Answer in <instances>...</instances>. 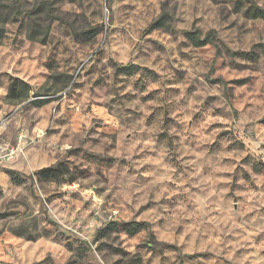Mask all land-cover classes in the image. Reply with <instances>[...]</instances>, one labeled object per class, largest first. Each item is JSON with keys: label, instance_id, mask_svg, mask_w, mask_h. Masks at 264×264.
<instances>
[{"label": "rangeland", "instance_id": "1", "mask_svg": "<svg viewBox=\"0 0 264 264\" xmlns=\"http://www.w3.org/2000/svg\"><path fill=\"white\" fill-rule=\"evenodd\" d=\"M251 6L0 0V264H264ZM14 77L26 97H7Z\"/></svg>", "mask_w": 264, "mask_h": 264}, {"label": "trees", "instance_id": "2", "mask_svg": "<svg viewBox=\"0 0 264 264\" xmlns=\"http://www.w3.org/2000/svg\"><path fill=\"white\" fill-rule=\"evenodd\" d=\"M251 17L253 18H260L264 19V10L256 7H249L246 11ZM165 15H161L157 19H155L150 25L149 29L154 30L161 27L166 26V22L164 19ZM2 29L0 28V37ZM96 32L95 28L89 31L83 32L84 34H90L94 35ZM212 33L214 31H211L207 33L205 36H201L200 31L194 30V31H185V37L192 43L195 47H203L207 44H210L212 42ZM217 51L219 52V48H217ZM28 84L23 81L20 78L14 77L11 79L9 86H8V98H23L28 95ZM39 177H44L45 180H55L62 176L61 171L58 169H52V168H44L38 171ZM41 263V262H40ZM39 264V263H36Z\"/></svg>", "mask_w": 264, "mask_h": 264}]
</instances>
